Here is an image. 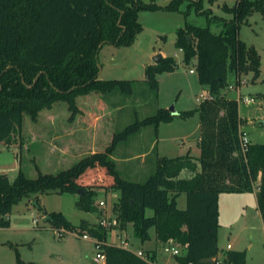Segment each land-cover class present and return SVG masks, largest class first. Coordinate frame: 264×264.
Segmentation results:
<instances>
[{"label": "trees", "instance_id": "16d2710c", "mask_svg": "<svg viewBox=\"0 0 264 264\" xmlns=\"http://www.w3.org/2000/svg\"><path fill=\"white\" fill-rule=\"evenodd\" d=\"M184 1L168 0L162 5L145 0H0V143L10 142L22 127L24 114L36 121L43 109L64 101L73 117L81 112L79 96L98 92L105 97L117 89L131 93L132 80L100 78V50L106 44L132 45L143 30L139 11H178ZM203 2L195 0L193 6L206 14ZM225 11L233 17L209 18V22L216 19L221 23L220 33L209 25L190 23L177 30V48L187 64L197 60L199 81L212 99L177 114L161 108L115 131L105 149L86 154L55 174L43 173L38 167L35 178L22 169L13 180L0 174V227L10 225L13 205L32 195L42 210L40 193L77 194L79 210L100 214L102 209L96 204L99 190L118 191L115 209L121 227L132 224L135 236L143 242L151 238L154 228L159 247L172 244L182 250V256L175 257L181 264H217L220 254L222 264H246L245 251L219 248V197L226 192H255L258 184L257 205L264 222V144L251 143L242 153L239 102L224 89L230 73L238 82L248 70L255 79L260 76V54L238 33L253 12L264 16V0H236ZM176 66L173 57H164L147 68V81L157 88L155 75L174 71ZM195 114L200 118L199 157L189 153L161 156L154 173L143 182L121 175L113 158L120 142L144 126L153 125L157 130L160 123L171 122L176 115L187 118ZM183 171L189 176L183 177ZM180 193L187 196L184 209L177 206ZM48 217L57 229L90 232L101 244L106 264H157L156 251H145L146 260L130 249L107 243V233L99 224L82 220L74 225L57 212H49ZM18 264L24 263L19 260Z\"/></svg>", "mask_w": 264, "mask_h": 264}, {"label": "rangeland", "instance_id": "374dc122", "mask_svg": "<svg viewBox=\"0 0 264 264\" xmlns=\"http://www.w3.org/2000/svg\"><path fill=\"white\" fill-rule=\"evenodd\" d=\"M145 1L162 5L168 3V0ZM235 1L204 0L202 10L206 14L197 12L193 6L195 0L184 1L178 11H139L138 20L143 30L135 42L130 46L106 44L99 53L100 78L132 80V92L126 93L117 89L105 97L98 92L79 96L77 103L81 112L73 117L68 103L64 101L56 102L50 109H43L36 121L24 114L22 127L13 134L10 142L0 143V174H6L11 180L20 169L30 178L38 175V168L43 173L55 174L70 167L82 157L80 154L89 151L86 146L78 147L74 142L92 138L93 145L101 148L108 140L110 144L115 131L123 130L136 120L152 116L161 108L170 110L174 107L178 112L197 108L200 103L198 98L201 94L206 95L208 90L199 81L197 60L187 64L183 51L177 48V30L190 23L203 27L209 25L213 32L220 33L221 23L215 22L216 19L209 22V18L221 16L231 19L233 15L226 12L225 7L234 5ZM238 35L242 41L253 45L260 54V76L255 79L254 73L248 70L241 74V84H238L235 74L230 73L228 86L224 91L237 100L240 96L255 98L256 102L253 104L238 101L239 115L243 130L251 143L264 144L263 14L259 11L253 12L247 22L241 24ZM159 53L164 57H173L177 66L174 71L157 73L155 78L158 87L153 88L147 81V68L156 64L154 57ZM229 85H234L235 88L229 89ZM175 117L173 128H176L180 138L189 137L193 154L199 155V115ZM162 126L169 128L168 122H162ZM175 141L170 145L162 140L159 145L161 153H168L170 156L187 153L188 150H179V147H188L181 145L180 139ZM56 145L62 149L70 145L71 155H62L54 147ZM159 146L151 150L145 159L127 162L120 160L118 168L121 175L132 181H145L156 169L158 160L155 159ZM117 147L119 149L117 148L116 154L121 157L123 152L134 149L146 152L148 145L145 139L134 137L133 134ZM135 168L137 174H133ZM128 170H133L132 174H128ZM257 190L258 184L255 192ZM255 192L220 194L219 248L226 250L230 244L234 250L245 251L246 264H264V222L257 209ZM35 198L32 195L14 204L8 215L10 225L0 227V264H18L19 260L24 264H96L94 257L98 251V239L93 236L84 239L76 230L62 232L63 229H57L51 221L44 220L49 212L63 213L74 225H79L85 218L94 220L93 223L99 225L105 221V225L101 226L107 233V243L122 246L128 239L131 249L136 250L142 246L147 251H156L159 264H165L161 259L166 253L163 247L156 245L153 228L150 230L153 238L144 242L135 236L132 224H128V230L123 232L125 229L117 219L113 192L104 190L98 194L96 204L100 207V201L105 202L98 215L79 210L76 207L77 194L40 193L39 204L42 210ZM186 198L183 193L178 200L180 207L184 205ZM115 221L117 222L114 223Z\"/></svg>", "mask_w": 264, "mask_h": 264}, {"label": "crops", "instance_id": "0c3cea01", "mask_svg": "<svg viewBox=\"0 0 264 264\" xmlns=\"http://www.w3.org/2000/svg\"><path fill=\"white\" fill-rule=\"evenodd\" d=\"M228 96V95H227ZM229 97V96H228ZM231 98V97H230ZM192 117H194V116H192ZM175 118L176 117H174V119L171 121V122H168V127L169 128H166L165 126H162V123H160V125L158 126V129L156 130L155 129V127H153L152 128V126L151 125H149V126H144L139 132H137L136 134H134V137H140V138H142V139H145L146 140V145H148V147L145 149V150H147L146 152L145 151H138V150H131V151H127V152H123V154L124 155H122L121 157L119 156V155H117L116 154V152H117V148H116V150H115V152H114V154H113V158L116 160V162H117V165H118V163H119V161L120 160H124L125 162H127V161H131V160H139V159H145V156L151 151V150H154V149H156L159 145H160V142L162 141V140H166L167 142H169V144L171 145L173 142H176L175 140H179L180 139V144L181 145H184V146H187L188 147V149H186V148H180L179 147V150L180 149H185V151L186 150H188L187 151V153H184V154H180V155H177V156H181V155H185V154H190V155H192V156H194V157H199L200 156V154H201V149H200V133H201V131H200V121H199V126H198V128H199V136L197 137V144H198V147H199V150H200V154L199 155H196V154H193V152H192V150H193V146L191 145V141L190 140H188L189 139V137H187L188 139H186V137H182V138H180V135H179V133L178 132H176V128H173V123H174V121H175ZM162 127H164V128H162ZM241 128H242V130H243V126H241ZM162 129H165L164 131L162 130ZM175 129V130H174ZM136 135V136H135ZM69 139V138H68ZM75 144H77V146L78 147H84V146H86L88 149H89V151H87L86 152V154H89V153H92V152H95V151H98V150H103V149H105L108 145H109V140H108V142L106 143V145H104V147H101V148H96V146H94L93 145V141H92V138H87V140H85V138L81 141L80 140V142H74ZM84 143H87V144H85L84 145ZM179 144V145H180ZM88 145V146H87ZM55 148H56V150H58V151H60V152H62V155H71V154H69V151H70V149H71V146L70 145H68V146H64V149H62V148H60V147H58V145H56V146H54ZM159 148H160V146H159ZM119 149V148H118ZM91 150V151H90ZM161 148L159 149V151H158V154H157V157H156V159L155 160H157L159 157H161V156H167V157H176V156H170V154L168 155V153H161ZM122 152H120V153H122ZM85 153L84 154H80V156H84V155H86ZM78 161V160H77ZM75 163V162H74ZM73 163V164H74ZM119 166V165H118ZM136 169L137 168H135V169H133V170H128V174H132V171H133V174H137L138 172L136 171ZM134 176V175H133ZM182 176L183 177H188L189 176V173L188 172H186V171H183L182 172ZM100 191H104L103 189H101V190H99V193H100ZM114 193V197H115V204L118 202V200H119V196H120V193H118V191H110V193ZM256 193V192H255ZM186 194V193H185ZM182 195H183V193H180L179 195H178V197H177V199H176V201H177V206L179 207V208H182V209H184V208H186V206H187V198H186V200H185V203H184V205L182 206V207H180L179 205H178V200H179V198L180 197H182ZM187 197V196H186ZM256 197H257V195H256ZM220 199H221V196L219 197V211H220V207H221V205H220ZM101 202V201H100ZM114 204V205H115ZM104 207H100L99 209H103ZM257 209H258V207H257ZM259 211V210H258ZM84 212H86V211H84ZM92 213V212H91ZM147 213H152V211L151 210H147ZM259 213H260V211H259ZM96 214L98 215L99 213H97L96 212ZM261 215V214H260ZM220 216V215H219ZM83 220H87V221H89L90 223H93V221L94 220H88V219H83ZM219 220H220V218H219ZM220 222V221H219ZM73 223V222H72ZM128 227L129 226H127V228L123 231V232H126L127 230H128ZM154 229V228H153ZM154 231H155V229H154ZM151 234V238H153V236H152V233H150ZM155 235V242H156V245L158 246V243H157V239H156V232L154 233ZM121 237H122V235H121ZM150 238V239H151ZM128 240V239H127ZM129 241V240H128ZM130 242V241H129ZM143 243V242H142ZM226 249H227V247H226ZM231 250H234L233 249V245L231 246V248H230ZM133 250V249H132ZM138 250H143V251H147V250H145L142 246L141 247H138V249H136V250H133V251H138ZM156 260H157V264H159V259H158V255H157V253H156ZM161 261L162 262H164L165 264H174L175 263V261H176V258L175 257H173V256H170V255H168V254H166V256H164L162 259H161Z\"/></svg>", "mask_w": 264, "mask_h": 264}, {"label": "built area", "instance_id": "2783aa9c", "mask_svg": "<svg viewBox=\"0 0 264 264\" xmlns=\"http://www.w3.org/2000/svg\"><path fill=\"white\" fill-rule=\"evenodd\" d=\"M238 84H241V81H239ZM238 87H239V85H238ZM234 88H235L234 85H229V89H234ZM212 98H213V96L208 92L206 95L201 94L198 99H199V101H202V100L212 99ZM239 100H241L245 104H253V103L256 102L255 98L251 97V96H246V97L240 96ZM240 144H241L242 153L245 154L247 152L248 148H249V145L251 144V141H250L247 133L244 130H243L242 134L240 135ZM104 205H105V202L101 201L100 202V207H104ZM116 222L117 221H115L114 223H116ZM101 225H105V221H102ZM61 231L65 232L64 229L61 230ZM81 235H82V237L84 239H89V238H91L93 236L88 231H84L83 233H81ZM122 246L127 248V249L132 250L128 240L124 241ZM96 247H97L98 251L96 253V256L94 257V261L96 262V264H106V255H105L104 251L101 248V244L98 241L96 242ZM230 248H231V245L228 244L227 245V249H230ZM163 251H164V253H166V254H168L170 256H173V257L182 256V254H183L181 249L178 246H175V245H172V244L164 245L163 246ZM134 252L138 256H140V257H142V258H144L146 260H149V257L147 256L145 251L138 250V251H134ZM174 264H181V263L178 262V261H175ZM188 264H192V263H188ZM217 264H222V257H219V260H217Z\"/></svg>", "mask_w": 264, "mask_h": 264}, {"label": "water", "instance_id": "95a60500", "mask_svg": "<svg viewBox=\"0 0 264 264\" xmlns=\"http://www.w3.org/2000/svg\"><path fill=\"white\" fill-rule=\"evenodd\" d=\"M163 59H164V56H163L161 53L157 54V55L154 57V61H155L156 64H159ZM170 111H171L172 114H177V113H178V111H177L174 107H172V108L170 109ZM36 203H37V202H36ZM48 219H49L48 216L44 218L45 221H47Z\"/></svg>", "mask_w": 264, "mask_h": 264}]
</instances>
